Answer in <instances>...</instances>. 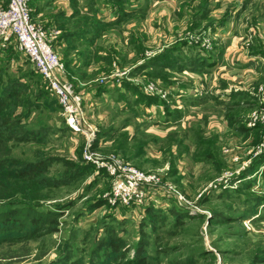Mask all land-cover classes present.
I'll return each mask as SVG.
<instances>
[{"label":"rangeland","instance_id":"1","mask_svg":"<svg viewBox=\"0 0 264 264\" xmlns=\"http://www.w3.org/2000/svg\"><path fill=\"white\" fill-rule=\"evenodd\" d=\"M165 1H30L67 80L87 96V136L67 128L15 42L3 48L0 126L9 119L11 138L0 163L54 159L15 199L62 215L52 234L2 238L0 264H123L121 254L129 264H264V123L250 126L264 114V0H174L172 14ZM212 52L210 72L188 65ZM151 84L156 94L146 93ZM89 138L175 194L155 189L148 206L111 205L110 177L83 159Z\"/></svg>","mask_w":264,"mask_h":264},{"label":"built area","instance_id":"2","mask_svg":"<svg viewBox=\"0 0 264 264\" xmlns=\"http://www.w3.org/2000/svg\"><path fill=\"white\" fill-rule=\"evenodd\" d=\"M30 1L8 0L7 7L0 9V46L5 48L15 42L18 50L29 58L47 82L63 111L67 128L73 133L86 135L85 95L67 80L65 64L52 48L41 27L32 18ZM145 91L148 94H156L158 88L151 84ZM259 93L264 98V87L260 88ZM258 122L264 123L263 113H254L250 126L255 127ZM89 135L95 137L94 132ZM94 145L95 139L93 141V138H89L85 144L83 159L104 169L110 177L111 189L106 198L111 205L148 206V202L153 200L155 189H167L168 186H165L157 175L145 173L117 156H103L97 152ZM263 153L264 147H261L256 155L263 156ZM170 192L174 193L168 187L167 193L171 194ZM179 197L180 205L186 207L185 204L188 203L183 197Z\"/></svg>","mask_w":264,"mask_h":264},{"label":"trees","instance_id":"3","mask_svg":"<svg viewBox=\"0 0 264 264\" xmlns=\"http://www.w3.org/2000/svg\"><path fill=\"white\" fill-rule=\"evenodd\" d=\"M119 4L125 3V0H111ZM7 7V6H6ZM197 27V26H195ZM88 36L99 38L100 34L98 31H94L93 28L86 30ZM209 59L196 58L193 59L188 65L194 69V71L210 72L213 68L214 63ZM181 58V57H180ZM171 68H174V62L168 64ZM184 67V66H183ZM183 67L179 65L177 68L182 70ZM127 89L138 94V100L150 103L156 101L154 99L146 98L138 93V90L128 85ZM17 93L13 96L15 97ZM17 96V95H16ZM7 102L1 97L0 98V110L5 107ZM1 114V112H0ZM2 125L0 126V148L4 141L11 138L9 130V119H3ZM52 160H42L39 163H33L31 166L21 167L17 161H3L0 163V176L6 178L0 179V241L2 238H9L12 242L14 240H34L43 236L52 234L58 231L59 220L58 218L62 215L59 211H42L40 207L30 205L26 201H18L15 196L22 193L25 194V188H21L22 185L28 186L33 182L34 178L44 171H46ZM13 168H20V170L14 171ZM47 186H52L51 182L42 181ZM250 184V183H249ZM12 186V188H11ZM17 189H19L17 192ZM21 189V190H20ZM10 192H9V191ZM258 201H262L258 199ZM4 207H1L3 206ZM110 244H113L111 242ZM116 248V246H115ZM126 255H118L116 259L122 258L123 264H129L126 260ZM69 259L65 264H81L79 261L70 262ZM126 260V261H125ZM70 262V263H69Z\"/></svg>","mask_w":264,"mask_h":264},{"label":"crops","instance_id":"4","mask_svg":"<svg viewBox=\"0 0 264 264\" xmlns=\"http://www.w3.org/2000/svg\"><path fill=\"white\" fill-rule=\"evenodd\" d=\"M32 1V0H31ZM174 0H167V2H171V3H166V1H165V3H164V5H165V7H164V13H169L170 12V14H172V10H174L175 8H176V0L173 2ZM35 3V0H33V3L32 4H34ZM175 4V5H174ZM66 7H67V4H66ZM169 7L172 9L171 11H170V9H169ZM45 10H46V8H45ZM169 14V15H170ZM40 16V17H39ZM38 19L37 20H41V19H45L46 17L45 16H43L42 14H38V17H37ZM4 47H1L0 46V56H1V58H3L4 56H5V52L7 51V49H3ZM212 54V56H211V58H213L214 57V53L212 52L211 53ZM210 54V55H211ZM228 58V57H227ZM82 92V91H81ZM84 95H85V93H84ZM87 96L85 95V107L87 108V98H86Z\"/></svg>","mask_w":264,"mask_h":264}]
</instances>
